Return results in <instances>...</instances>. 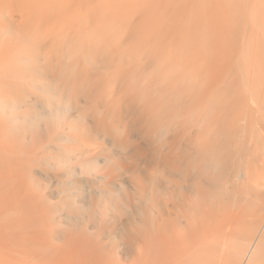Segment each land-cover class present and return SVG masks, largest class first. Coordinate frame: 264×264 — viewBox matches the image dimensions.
Here are the masks:
<instances>
[{
  "label": "bare ground",
  "instance_id": "6f19581e",
  "mask_svg": "<svg viewBox=\"0 0 264 264\" xmlns=\"http://www.w3.org/2000/svg\"><path fill=\"white\" fill-rule=\"evenodd\" d=\"M0 264H264V0H0Z\"/></svg>",
  "mask_w": 264,
  "mask_h": 264
},
{
  "label": "clouds",
  "instance_id": "9594fccd",
  "mask_svg": "<svg viewBox=\"0 0 264 264\" xmlns=\"http://www.w3.org/2000/svg\"><path fill=\"white\" fill-rule=\"evenodd\" d=\"M73 111L71 94L54 84L50 86L44 110L37 114L35 123L38 127L59 131L68 123Z\"/></svg>",
  "mask_w": 264,
  "mask_h": 264
}]
</instances>
